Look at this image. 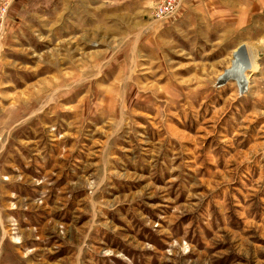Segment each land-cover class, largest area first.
Instances as JSON below:
<instances>
[{
  "label": "rangeland",
  "instance_id": "obj_1",
  "mask_svg": "<svg viewBox=\"0 0 264 264\" xmlns=\"http://www.w3.org/2000/svg\"><path fill=\"white\" fill-rule=\"evenodd\" d=\"M160 1L13 0L0 264H264V17Z\"/></svg>",
  "mask_w": 264,
  "mask_h": 264
},
{
  "label": "built area",
  "instance_id": "obj_2",
  "mask_svg": "<svg viewBox=\"0 0 264 264\" xmlns=\"http://www.w3.org/2000/svg\"><path fill=\"white\" fill-rule=\"evenodd\" d=\"M182 0H161L154 6V15L157 18H163L172 14ZM13 0H0V22H3L7 16Z\"/></svg>",
  "mask_w": 264,
  "mask_h": 264
},
{
  "label": "crops",
  "instance_id": "obj_3",
  "mask_svg": "<svg viewBox=\"0 0 264 264\" xmlns=\"http://www.w3.org/2000/svg\"><path fill=\"white\" fill-rule=\"evenodd\" d=\"M222 4H227L229 0H221ZM237 1V7L252 8L253 15H261L264 17V0H231Z\"/></svg>",
  "mask_w": 264,
  "mask_h": 264
},
{
  "label": "bare ground",
  "instance_id": "obj_4",
  "mask_svg": "<svg viewBox=\"0 0 264 264\" xmlns=\"http://www.w3.org/2000/svg\"><path fill=\"white\" fill-rule=\"evenodd\" d=\"M241 62L244 64L245 63V67H246V65H248L249 64V66H251V69L252 68H256V63H255V60H254V58L250 55V56H248V54H247V57L246 58H244V60L242 61V59H241ZM242 65V64H241ZM250 69V68H249ZM244 70V68L243 67H239L238 65L236 66V68L234 69V70H232V71H230L229 73H228V77H230V75H232V74H234L235 73V76L236 77H238V79H239V83L241 84V86L242 87H244V85H246V83H247V79H246V77L244 76V74H243V71ZM247 70V69H246ZM227 77V76H226Z\"/></svg>",
  "mask_w": 264,
  "mask_h": 264
}]
</instances>
